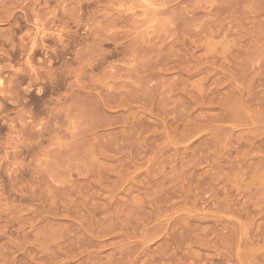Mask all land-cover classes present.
<instances>
[{
	"label": "clouds",
	"instance_id": "obj_1",
	"mask_svg": "<svg viewBox=\"0 0 264 264\" xmlns=\"http://www.w3.org/2000/svg\"><path fill=\"white\" fill-rule=\"evenodd\" d=\"M0 264H264V0H0Z\"/></svg>",
	"mask_w": 264,
	"mask_h": 264
}]
</instances>
